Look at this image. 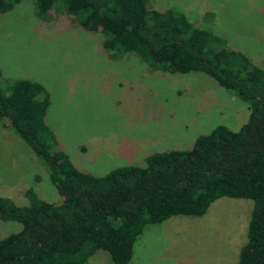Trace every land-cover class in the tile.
Wrapping results in <instances>:
<instances>
[{"label":"trees","instance_id":"trees-1","mask_svg":"<svg viewBox=\"0 0 264 264\" xmlns=\"http://www.w3.org/2000/svg\"><path fill=\"white\" fill-rule=\"evenodd\" d=\"M20 0H0V14ZM44 21L65 13L98 33L113 57L131 53L152 72L202 73L247 105L237 131L214 127L188 150L155 152L144 166H124L100 177L76 170L56 150L45 124L46 92L37 84H0V127L20 139L43 167L58 204L23 192L27 205L0 197V221L20 229L0 238V264H85L96 251L127 264L144 226L171 217H201L220 199L252 205L237 264H264V57L253 64L221 38L192 25L175 9L150 0H31Z\"/></svg>","mask_w":264,"mask_h":264},{"label":"rangeland","instance_id":"rangeland-1","mask_svg":"<svg viewBox=\"0 0 264 264\" xmlns=\"http://www.w3.org/2000/svg\"><path fill=\"white\" fill-rule=\"evenodd\" d=\"M175 9L262 66L264 0H150ZM102 37L65 13L44 21L31 0L0 14V84L28 82L48 96L44 116L56 150L81 173L100 177L124 166H144L155 152L188 150L216 126L237 131L247 105L202 73L152 72L134 54L113 57ZM0 127V197L23 207V192L58 204L59 196L27 146ZM252 203L220 198L201 217H171L144 226L127 264H237ZM0 221V238L18 232ZM85 264H112L96 251Z\"/></svg>","mask_w":264,"mask_h":264}]
</instances>
